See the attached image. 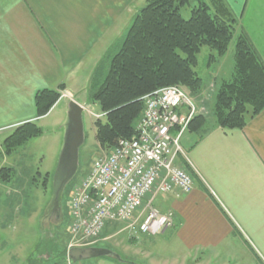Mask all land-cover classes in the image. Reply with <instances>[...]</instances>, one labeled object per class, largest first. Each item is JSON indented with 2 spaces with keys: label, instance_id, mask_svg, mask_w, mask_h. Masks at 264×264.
Segmentation results:
<instances>
[{
  "label": "crops",
  "instance_id": "obj_1",
  "mask_svg": "<svg viewBox=\"0 0 264 264\" xmlns=\"http://www.w3.org/2000/svg\"><path fill=\"white\" fill-rule=\"evenodd\" d=\"M225 1L264 60V0ZM146 3L0 0V134L28 121L43 127L53 108L71 100L62 97L48 114L37 117L39 90L63 85L62 90L77 102L87 104L100 63L124 38ZM198 136L186 130L181 140L186 153L181 163L194 177L193 190L164 194L157 206L174 213V225L161 232L169 235L170 246L163 264H264V109L243 129L217 127L199 141ZM1 165L12 167L6 160ZM7 182L0 180V189L10 196L13 190ZM10 240L11 245L16 243L13 236ZM37 249L20 247L13 264H42L45 254ZM110 250L101 256L120 258ZM97 257L73 264H100ZM117 261L136 264L129 259ZM57 264H67V259ZM153 264L161 263L153 259Z\"/></svg>",
  "mask_w": 264,
  "mask_h": 264
},
{
  "label": "trees",
  "instance_id": "obj_2",
  "mask_svg": "<svg viewBox=\"0 0 264 264\" xmlns=\"http://www.w3.org/2000/svg\"><path fill=\"white\" fill-rule=\"evenodd\" d=\"M189 18L182 8L191 0H147L134 17L124 38L100 63L89 101L98 103L105 118L95 121L99 144L111 149L120 138H132L141 118L142 97L158 88L182 85L193 95L205 84L196 70L202 47L211 49L208 63L222 57L234 41L233 64L216 79L211 114H197L187 130L199 139L214 128L243 129L264 109V60L225 0H197ZM115 50V52H113ZM58 89H42L35 95L36 116L50 112L61 97ZM35 121L17 126L0 144V155H10L28 140L42 136ZM14 168L0 167V180L10 181Z\"/></svg>",
  "mask_w": 264,
  "mask_h": 264
},
{
  "label": "rangeland",
  "instance_id": "obj_3",
  "mask_svg": "<svg viewBox=\"0 0 264 264\" xmlns=\"http://www.w3.org/2000/svg\"><path fill=\"white\" fill-rule=\"evenodd\" d=\"M205 1L213 4L212 0ZM197 5H199L197 0H191L189 5L182 8V15L189 18L192 8ZM237 28L238 32L241 31L239 21ZM233 51L234 41L225 56H216L209 64V54L213 51L207 46L202 47L196 70L203 78L205 87L199 94L193 95L186 87L175 85L186 89L194 97L196 106L202 111L199 114L210 116V104L217 88L216 79L232 67ZM68 105V99H64L53 108L52 113L45 119L42 136L28 140L24 144V150H21L24 146L22 145L15 153L6 156L8 158L0 155V165L6 160L14 168V177L6 183L12 188L13 193L8 196L6 190L0 189V264H13V256L16 258L20 255V247L32 250L36 246L38 252L45 254L42 257L44 258L42 264H57L59 260L64 259H67V264H73L67 253L75 243L73 234L69 231L71 220L69 198L74 187L91 171L94 159L110 149L102 147L96 138L95 121L103 120L105 116L98 118L96 115L102 113L99 104L89 101L85 104L87 110L83 112L84 143L76 152L77 173L65 187L58 186V180L64 174L59 168L61 163L66 161V158L63 159V149L66 147L65 117ZM15 128L8 132L12 133ZM9 133H1L0 141L2 142ZM164 194L169 193L159 194L154 206H160V199ZM58 210L60 214L62 210L61 219L56 218ZM9 227H13L11 232ZM25 228H28L26 232L23 231ZM10 236H13V242H16L13 245L10 244ZM93 245L113 249L120 257L116 259L108 256L97 257L96 262L100 264H118V259H129L136 264H153V259H156L163 264L170 254L169 235L164 236L162 233L154 236L134 235L127 223L115 220L108 221L107 229ZM44 248L50 249L52 254L46 252ZM64 252L66 256L63 255ZM150 255L153 257L149 258Z\"/></svg>",
  "mask_w": 264,
  "mask_h": 264
},
{
  "label": "built area",
  "instance_id": "obj_4",
  "mask_svg": "<svg viewBox=\"0 0 264 264\" xmlns=\"http://www.w3.org/2000/svg\"><path fill=\"white\" fill-rule=\"evenodd\" d=\"M62 96L72 98L69 92ZM142 100L144 109L135 135L120 138L107 153L95 158L91 171L71 193L69 231L75 247L93 245L109 220L127 223L134 235H157L174 225V213L154 206L156 197L188 194L194 188L192 173L181 163V157L186 158L182 136L192 118L202 112L194 97L171 85Z\"/></svg>",
  "mask_w": 264,
  "mask_h": 264
},
{
  "label": "water",
  "instance_id": "obj_5",
  "mask_svg": "<svg viewBox=\"0 0 264 264\" xmlns=\"http://www.w3.org/2000/svg\"><path fill=\"white\" fill-rule=\"evenodd\" d=\"M85 108L79 102L71 99L67 109L66 116V147L64 151V157L66 161L62 162L59 171L62 169L64 174L61 179L58 180L59 187H65L66 183L77 173V156L76 152L79 146L84 143V130H83V112ZM58 215L56 218L62 216V210H58ZM112 253V250L99 247H71L68 250V256L73 262L80 261L82 259H88L91 257L107 255Z\"/></svg>",
  "mask_w": 264,
  "mask_h": 264
}]
</instances>
